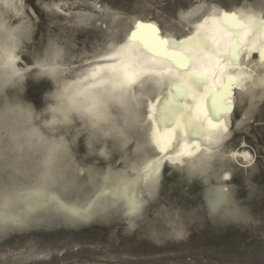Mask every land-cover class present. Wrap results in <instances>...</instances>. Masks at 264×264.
<instances>
[{"label": "bare ground", "instance_id": "6f19581e", "mask_svg": "<svg viewBox=\"0 0 264 264\" xmlns=\"http://www.w3.org/2000/svg\"><path fill=\"white\" fill-rule=\"evenodd\" d=\"M58 1L49 6L56 16H60L66 22L78 21L82 25L94 27L104 26L105 20L117 22L121 20V14L118 16L113 8L101 4L99 0H84V4H87L90 9L81 8L71 0ZM25 4L23 0H0V83L9 76L20 79L23 77L22 68L16 63L18 58L16 49L20 46L22 37L27 35L31 28L32 20L25 10ZM142 5L136 15L126 16L120 21L125 26L122 35L118 37L114 35L107 43L102 42L104 46L95 51L93 49L94 52L91 55H86L80 60L77 58L72 60L71 57L65 60L62 59V55L60 56V61L58 60L53 67L60 69L61 76L66 79V82L57 94L62 101L77 106L79 110L73 111L86 118L90 127L94 121L90 120L85 113L102 112L107 116L106 124L103 121H95L98 127L95 131L91 127V135L94 137L102 135L110 140L109 143L106 140L100 142L99 148L102 150L107 151L113 145L122 149L118 153V159H120L118 166L113 167L108 164L106 167H111L113 173H118L126 167L131 168L133 159L137 157L142 161L159 158L160 162L155 170V184L159 182L166 170L165 162L172 164L171 168L181 166L179 169L191 171L205 170L207 167L215 166L217 182L212 181L213 184L207 188L209 206L214 209L221 208V212L235 218L240 214V204L234 198L231 173L234 161H231V157L238 165H242L243 171L247 167H255L257 160L252 150L245 148L230 150L233 140L230 136L233 131L232 127H229V121L234 110L240 108L241 118L235 119V124L238 123L240 129L243 123L247 124L248 121L253 120V114L264 105V28L255 35L250 28L233 30L221 23V17L234 15L243 23L250 21L264 23V0L257 4L248 2L239 7H226L201 1L188 10H182L181 18L184 22L179 25L180 27L176 24L162 27L154 21L155 19H147L144 10L147 2H142ZM137 22L153 25L155 31L151 28L137 29ZM117 26L113 25V27ZM105 27L110 31L109 35L115 33L110 25ZM134 32L138 33L137 38H133ZM197 37L201 39L197 40ZM159 40L166 41L167 45L161 46L158 43ZM233 40L239 45L235 52L238 58L236 60L230 55V41ZM185 42H192V46L181 47L180 45ZM165 47L168 50L174 48L176 52L186 56L187 69L177 68L171 57L161 55ZM55 50L61 53L63 49L58 44ZM185 71L192 73L194 77L206 80L207 87L213 90L224 84L226 77H231L234 80L230 85L232 94L226 96L223 103L232 107L221 111L215 118L205 114L208 111L207 104L205 100L200 99L204 95L205 86L192 87L188 91L187 98H176L175 102L186 105L190 110V118L202 125L205 129L203 138H190L188 132L191 130L185 129L177 151L164 152L162 149L169 143L167 136H159L157 142L149 146V141L160 131L157 106L160 100L169 94L170 86L185 83ZM125 73L131 77L130 83H122L121 78ZM137 96L140 97L139 101L136 99ZM117 103L123 104V108L116 106ZM137 103L140 105L139 111L136 110ZM7 105H5L6 108H0L2 109L0 112V173L17 178L22 187H39L46 179L47 161L52 148L51 141L39 138L34 141L31 130L37 125L29 118L30 111L26 106L15 101ZM106 130H111L112 133L119 131L122 133V138L117 140L115 136L109 137L106 135ZM41 133L47 135L43 131ZM62 137L59 138L62 139ZM59 141L57 140L58 144ZM171 142L176 143L174 137ZM63 144L67 155L61 156L60 180L61 183H71L73 178L78 176V190L70 198L61 197L59 200L52 201L48 197L40 198L43 207L28 213L26 217L17 212V215H21L22 222L34 217L36 212L46 211V209L57 210L74 222L96 221L111 213L115 215L121 213L129 222L139 215L142 208L137 209L126 202L121 194L100 197L89 210L88 205L93 195V189L88 184L89 170L91 169L99 176L106 168L99 169L93 162L81 164L69 145L65 141ZM132 147H135L134 152L130 151ZM125 153L128 156L127 163L122 158ZM133 175L131 172L128 173L130 178ZM218 185H223L231 193L233 205L231 209L228 208L227 200L219 194ZM99 187L100 181L97 179L95 188ZM152 191L151 189L143 191L142 186H137L135 199L142 202L143 206L146 197L152 196ZM109 202L115 207L102 209V206ZM24 253L27 254L26 251Z\"/></svg>", "mask_w": 264, "mask_h": 264}, {"label": "rangeland", "instance_id": "374dc122", "mask_svg": "<svg viewBox=\"0 0 264 264\" xmlns=\"http://www.w3.org/2000/svg\"><path fill=\"white\" fill-rule=\"evenodd\" d=\"M99 1L113 8L118 16L121 14V20L136 15L142 2H147L146 18L167 27L181 25L182 10L201 1L239 7L262 0ZM23 2L32 20L30 32L22 37L16 49V63L22 68L23 77L9 76L0 83V108L14 101L21 103L33 115H41L40 121L31 119L38 126L52 119L53 114L47 108L56 105L54 97L66 82L60 69L53 67L60 56L80 60L91 55L104 46L102 42L122 35L125 26L121 20L119 23L105 20L104 26L94 27L63 21L51 10L58 0ZM71 2L90 9L84 0ZM105 25H110L115 33L109 35ZM58 44L63 49L61 53L55 50ZM240 112L236 108L229 121L233 131L230 150H252L257 161L255 167L243 171L242 165L231 157L234 198L240 204V214L235 218L228 217L221 208L217 215L218 208L209 206L207 188L212 181L217 182L215 166L197 174L196 170L179 169L181 166L171 168L172 164L165 162L166 170L155 184L152 196L146 197L142 210L132 221L128 222L121 213H111L96 221L74 222L57 210H41L21 224L0 230V261H3L0 264H264V105L253 114V120H247L239 129L235 119L241 118ZM68 119L71 123L55 128L56 139L65 141L81 164L93 162L102 170L108 164L118 166V153L122 150L119 146L113 145L107 151L100 149L101 141L110 140L97 132L99 136L90 148L89 139L93 135L86 118L71 111ZM41 131L51 133L48 127L42 126ZM130 151L134 152L135 147Z\"/></svg>", "mask_w": 264, "mask_h": 264}, {"label": "snow or ice", "instance_id": "6c2138e0", "mask_svg": "<svg viewBox=\"0 0 264 264\" xmlns=\"http://www.w3.org/2000/svg\"><path fill=\"white\" fill-rule=\"evenodd\" d=\"M221 23L233 30H243L245 28L253 29V35L259 32L261 28H264V23H257L256 21H250L248 23L240 22L234 15H224L221 17ZM154 29L153 25H145L137 22V29ZM138 33H133V38H137ZM200 40V37L196 38ZM158 43L161 46H166L167 42L159 40ZM174 43V42H173ZM181 47H191L192 42H185L180 45ZM239 45L236 42L230 41V55L236 60L235 55ZM161 55L171 57L177 68L187 69L188 58L182 53L176 52L173 48L168 50L166 47L160 53ZM217 55H219L217 53ZM185 83L183 85H172L169 88V94L163 97L159 105L157 106V120L160 126V131L149 141V146L157 142L159 136L169 137V143L162 149L164 152H175L179 148V141L182 138L185 129H190L188 132L190 138H203L205 129L202 125L197 124L190 118V110L186 105H180L175 102L176 98H187L188 91L192 87L205 86V92L200 99L206 101L208 111L205 114L218 117L221 111H226L232 107V105H225L223 103L226 96L231 95L230 85L234 82L231 77L225 78V83L218 89L213 90L207 87V82L201 77H194L192 73L185 71ZM122 83H130L131 77L125 73L121 78ZM56 101L55 106H49L47 111L52 113V119L44 120L42 125H38L33 128L32 135L34 141L36 138L51 141L52 148L51 154L47 161V175L43 185L39 187H22L20 181L17 178L0 173V230H5L11 225H15L22 222L21 215L27 216L28 213L35 211L39 207L44 205L41 203L40 198L48 197L50 201L59 200L61 197H72L75 195L79 188V177H74L71 183H61V156L67 155L64 149L63 141L57 143L55 128L60 125L69 124L71 121L68 119L69 113L73 110L78 111V107L72 104L62 101L61 97L56 94L54 97ZM137 101L140 97L137 96ZM118 107L123 108V104L117 103ZM136 110H140V105L137 103ZM2 112V109H0ZM90 120L94 123L91 125L93 131L98 127L95 121H103L107 123V116L102 112L95 114L85 113ZM29 118L36 121L41 120V115H33L29 112ZM48 127L51 129L49 135H43L41 133V127ZM106 135L109 137L115 136L117 140L122 138V133H112L111 130H106ZM175 138L176 143L171 142L172 138ZM95 137L92 136L89 139V147H92ZM103 154V153H102ZM127 163L128 156L125 153L122 157ZM159 158L152 161H142L137 157L133 159L131 168L121 169L118 173H113L111 167L104 170L102 175L97 176L96 173L89 170L88 184L93 189L92 199L89 202L88 208L91 210L92 205L100 197H106L109 195L121 194L125 197L126 202L134 205L137 209L142 208V202L135 199V191L137 186H142L143 191L154 190L155 188V170L159 164ZM143 164V167H141ZM196 171H202L197 169ZM131 172L134 175L130 178L128 173ZM99 179L100 187L95 188L96 180ZM219 194H222V198L227 200L228 208L233 207L231 201V193L223 185L217 186ZM234 190V186H233ZM115 205L111 202L102 206V209L113 208ZM220 210L217 209V212ZM227 211V209L225 210ZM17 212L21 215H17ZM231 214V213H228Z\"/></svg>", "mask_w": 264, "mask_h": 264}]
</instances>
